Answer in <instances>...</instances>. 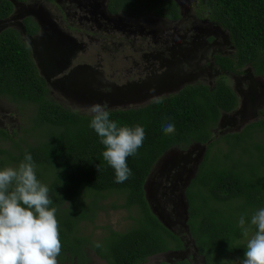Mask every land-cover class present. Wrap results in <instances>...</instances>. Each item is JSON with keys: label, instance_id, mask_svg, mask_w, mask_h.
I'll list each match as a JSON object with an SVG mask.
<instances>
[{"label": "trees", "instance_id": "16d2710c", "mask_svg": "<svg viewBox=\"0 0 264 264\" xmlns=\"http://www.w3.org/2000/svg\"><path fill=\"white\" fill-rule=\"evenodd\" d=\"M195 2L194 17L221 27L232 47L229 56L213 57L218 70L241 74L249 68L255 77L264 79V0ZM106 10L113 16L150 14L169 22L181 19L175 0H106ZM12 11L10 0H0V21L8 19ZM24 25L30 34L37 32V25L29 19ZM30 55L17 32H0V97L33 106L32 123L23 133L35 140L18 144L0 130V144H13L12 149L0 145V170L17 168L26 152L32 155L37 179L49 188V207L56 209L61 240L57 264H88L87 250L105 264H148L153 256L181 251L184 246L179 236L152 212L145 186L166 151L189 144L204 148L184 194L186 226L196 251L204 264H233L235 258L243 259L246 245L241 241L246 237L238 226L239 218L244 216L249 233H255L251 216L264 208V113L238 133L214 136L212 127L221 116L237 108V97L221 76L213 87L189 85L139 108L110 111V119L118 126L140 125L146 134L139 156L127 158L132 176L116 183L114 169L102 156L104 146L89 127L91 116L50 98ZM166 123L175 125L174 133H164ZM110 196L121 200L110 208L132 213L131 223L121 232L107 229L94 241L84 235V226L92 225L100 212L108 210L102 202Z\"/></svg>", "mask_w": 264, "mask_h": 264}, {"label": "rangeland", "instance_id": "374dc122", "mask_svg": "<svg viewBox=\"0 0 264 264\" xmlns=\"http://www.w3.org/2000/svg\"><path fill=\"white\" fill-rule=\"evenodd\" d=\"M10 1L13 11L8 19L0 21V32H17L46 81L50 98L71 111L89 115V106L105 102L110 111L139 108L185 86L201 83L213 87L221 76L236 95L237 108L221 116L212 127L214 136L238 133L264 113V79L255 77L249 68L241 74L218 70L213 57L229 56L232 47L221 27L194 17L195 0H175L181 15L177 22L150 14L138 18L113 16L106 10V0ZM25 19L37 25L36 33L27 32ZM33 116L32 105L0 97V130L16 143L35 141L23 133ZM0 145L5 149L13 146L12 142ZM203 154L204 148L195 144L173 147L153 166L145 186L149 206L179 236L184 248L153 256L148 264L182 260L204 264L187 230L184 197ZM120 203L115 196L102 202L108 210L100 212L92 225L84 226V235L96 241L107 229L124 231L133 214L110 208ZM252 235L249 233L241 243L247 245ZM87 258L88 264H105L91 250H87ZM233 264L240 261L235 258Z\"/></svg>", "mask_w": 264, "mask_h": 264}, {"label": "clouds", "instance_id": "9594fccd", "mask_svg": "<svg viewBox=\"0 0 264 264\" xmlns=\"http://www.w3.org/2000/svg\"><path fill=\"white\" fill-rule=\"evenodd\" d=\"M87 112L91 116L89 127L104 146L103 159L114 169L115 182L127 181L132 176L127 158L139 156L146 136L144 128L118 126L110 119L106 102L92 104ZM162 129L172 134L175 125L166 123ZM35 169L32 155L26 152L17 168L0 170V264H57L61 240L56 209L49 207V188L37 179ZM97 169L99 173L98 165ZM250 224L256 231L247 240L240 264H264V208L251 216ZM238 226L248 237L250 227L244 216ZM95 246L100 247L98 243Z\"/></svg>", "mask_w": 264, "mask_h": 264}, {"label": "water", "instance_id": "95a60500", "mask_svg": "<svg viewBox=\"0 0 264 264\" xmlns=\"http://www.w3.org/2000/svg\"><path fill=\"white\" fill-rule=\"evenodd\" d=\"M157 216H158V215H157ZM157 218L160 219L159 216H158Z\"/></svg>", "mask_w": 264, "mask_h": 264}]
</instances>
